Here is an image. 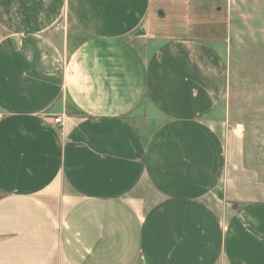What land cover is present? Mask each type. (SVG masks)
<instances>
[{
	"label": "crops",
	"instance_id": "1",
	"mask_svg": "<svg viewBox=\"0 0 264 264\" xmlns=\"http://www.w3.org/2000/svg\"><path fill=\"white\" fill-rule=\"evenodd\" d=\"M157 1L0 0V264H264L221 39Z\"/></svg>",
	"mask_w": 264,
	"mask_h": 264
},
{
	"label": "rangeland",
	"instance_id": "2",
	"mask_svg": "<svg viewBox=\"0 0 264 264\" xmlns=\"http://www.w3.org/2000/svg\"><path fill=\"white\" fill-rule=\"evenodd\" d=\"M215 1L220 13L225 1ZM258 1L260 4L256 0H233L232 14L225 18L209 17L207 0H201L203 11L198 9V0H180L179 9L185 20L192 14L201 15L206 29L202 36L221 39L217 47L229 77L223 105L228 125L243 139L245 166L264 182V0ZM157 4L159 8L160 0ZM154 12L159 14L157 9ZM209 18L216 23L208 25Z\"/></svg>",
	"mask_w": 264,
	"mask_h": 264
},
{
	"label": "built area",
	"instance_id": "3",
	"mask_svg": "<svg viewBox=\"0 0 264 264\" xmlns=\"http://www.w3.org/2000/svg\"><path fill=\"white\" fill-rule=\"evenodd\" d=\"M53 121H54L55 124H61L62 123V117H60V116L56 117V118H54Z\"/></svg>",
	"mask_w": 264,
	"mask_h": 264
}]
</instances>
